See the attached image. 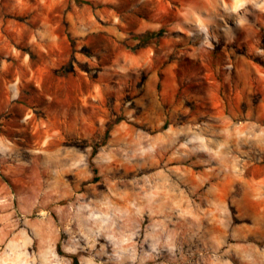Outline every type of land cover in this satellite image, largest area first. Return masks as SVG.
I'll use <instances>...</instances> for the list:
<instances>
[{"label": "rangeland", "instance_id": "obj_1", "mask_svg": "<svg viewBox=\"0 0 264 264\" xmlns=\"http://www.w3.org/2000/svg\"><path fill=\"white\" fill-rule=\"evenodd\" d=\"M75 257L264 264V0H0V264Z\"/></svg>", "mask_w": 264, "mask_h": 264}, {"label": "trees", "instance_id": "obj_2", "mask_svg": "<svg viewBox=\"0 0 264 264\" xmlns=\"http://www.w3.org/2000/svg\"><path fill=\"white\" fill-rule=\"evenodd\" d=\"M78 2H80V3H82V4H90L89 2H86V1H78ZM159 34H162V32L159 33ZM154 35H155V34L146 33L145 35L140 36V37H138V38H139V40H140L141 42H143L144 44H146V43H148V42L150 41V39H151ZM70 63H71V62H70ZM70 63H69L67 66H70ZM123 120H124V119H117V120H115L114 122L110 123V124L107 126L106 137H105V141H104L105 143H104V144H106V141H107V139H108V137H109L111 131L113 130L114 126L117 125V124H119V123H120L121 121H123ZM73 264H80V263H79V259H78L77 257L74 258V262H73Z\"/></svg>", "mask_w": 264, "mask_h": 264}]
</instances>
